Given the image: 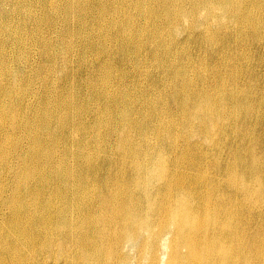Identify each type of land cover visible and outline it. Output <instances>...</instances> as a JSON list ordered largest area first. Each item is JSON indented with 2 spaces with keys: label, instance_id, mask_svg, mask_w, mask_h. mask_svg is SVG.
<instances>
[{
  "label": "bare ground",
  "instance_id": "bare-ground-1",
  "mask_svg": "<svg viewBox=\"0 0 264 264\" xmlns=\"http://www.w3.org/2000/svg\"><path fill=\"white\" fill-rule=\"evenodd\" d=\"M0 264H264V0H0Z\"/></svg>",
  "mask_w": 264,
  "mask_h": 264
}]
</instances>
